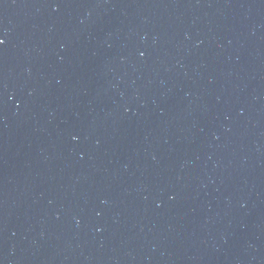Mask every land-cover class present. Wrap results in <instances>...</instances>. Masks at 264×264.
Returning a JSON list of instances; mask_svg holds the SVG:
<instances>
[{"label":"water","instance_id":"obj_1","mask_svg":"<svg viewBox=\"0 0 264 264\" xmlns=\"http://www.w3.org/2000/svg\"><path fill=\"white\" fill-rule=\"evenodd\" d=\"M0 264H264V0H0Z\"/></svg>","mask_w":264,"mask_h":264},{"label":"snow or ice","instance_id":"obj_2","mask_svg":"<svg viewBox=\"0 0 264 264\" xmlns=\"http://www.w3.org/2000/svg\"><path fill=\"white\" fill-rule=\"evenodd\" d=\"M4 43V41L3 40H0V45H2Z\"/></svg>","mask_w":264,"mask_h":264}]
</instances>
